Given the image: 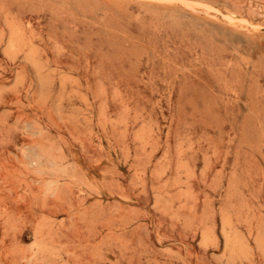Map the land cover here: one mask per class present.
<instances>
[{
  "label": "rangeland",
  "instance_id": "374dc122",
  "mask_svg": "<svg viewBox=\"0 0 264 264\" xmlns=\"http://www.w3.org/2000/svg\"><path fill=\"white\" fill-rule=\"evenodd\" d=\"M0 264H264V0H0Z\"/></svg>",
  "mask_w": 264,
  "mask_h": 264
}]
</instances>
